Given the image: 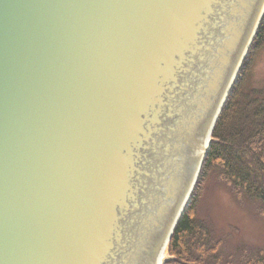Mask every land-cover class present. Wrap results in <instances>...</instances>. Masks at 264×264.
<instances>
[{
	"label": "water",
	"instance_id": "95a60500",
	"mask_svg": "<svg viewBox=\"0 0 264 264\" xmlns=\"http://www.w3.org/2000/svg\"><path fill=\"white\" fill-rule=\"evenodd\" d=\"M263 15L0 0V264H159Z\"/></svg>",
	"mask_w": 264,
	"mask_h": 264
},
{
	"label": "trees",
	"instance_id": "16d2710c",
	"mask_svg": "<svg viewBox=\"0 0 264 264\" xmlns=\"http://www.w3.org/2000/svg\"><path fill=\"white\" fill-rule=\"evenodd\" d=\"M264 41V15L211 133L190 200L179 219L165 264H264V248L245 242L226 245L229 233L217 229L197 206L208 181L222 183L240 204L257 203L264 218V85H248L249 58Z\"/></svg>",
	"mask_w": 264,
	"mask_h": 264
},
{
	"label": "rangeland",
	"instance_id": "374dc122",
	"mask_svg": "<svg viewBox=\"0 0 264 264\" xmlns=\"http://www.w3.org/2000/svg\"><path fill=\"white\" fill-rule=\"evenodd\" d=\"M249 60L248 85H264V41L255 49ZM257 203L240 204L222 184L208 181L198 201V215L209 217L215 227L229 233L226 245L233 247L245 242L264 248V218L254 212ZM164 257L170 259L165 253Z\"/></svg>",
	"mask_w": 264,
	"mask_h": 264
},
{
	"label": "bare ground",
	"instance_id": "6f19581e",
	"mask_svg": "<svg viewBox=\"0 0 264 264\" xmlns=\"http://www.w3.org/2000/svg\"><path fill=\"white\" fill-rule=\"evenodd\" d=\"M208 143H209V141H208ZM207 148H208V144H207V146H206V149H205V150H207ZM164 253H165V251H164ZM164 253H163V256H162V258H161V261H160V263H159V264H162V263H163Z\"/></svg>",
	"mask_w": 264,
	"mask_h": 264
}]
</instances>
